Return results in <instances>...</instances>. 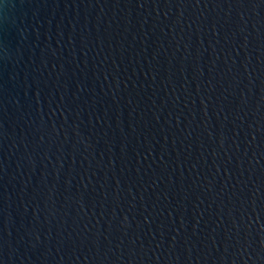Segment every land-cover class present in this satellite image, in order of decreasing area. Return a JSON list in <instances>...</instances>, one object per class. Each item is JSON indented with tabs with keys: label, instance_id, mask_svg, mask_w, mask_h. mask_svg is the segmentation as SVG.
<instances>
[{
	"label": "water",
	"instance_id": "95a60500",
	"mask_svg": "<svg viewBox=\"0 0 264 264\" xmlns=\"http://www.w3.org/2000/svg\"><path fill=\"white\" fill-rule=\"evenodd\" d=\"M0 264H264V0H0Z\"/></svg>",
	"mask_w": 264,
	"mask_h": 264
}]
</instances>
